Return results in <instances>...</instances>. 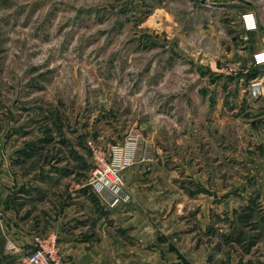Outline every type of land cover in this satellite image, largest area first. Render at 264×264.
I'll return each instance as SVG.
<instances>
[{"label":"rangeland","instance_id":"1","mask_svg":"<svg viewBox=\"0 0 264 264\" xmlns=\"http://www.w3.org/2000/svg\"><path fill=\"white\" fill-rule=\"evenodd\" d=\"M254 11L264 29V0H0V130H7L5 145L49 146L38 161L74 157L75 178L98 194L109 190L111 206L132 200L122 171L126 166L120 172L119 194L108 188L97 191L89 176L97 154L121 165L111 151L126 138L131 146L125 147L124 162L131 155L133 164L136 152H141L149 176L184 181L187 177L177 167L183 169L185 160H202L203 176L210 181L215 171L224 179L240 172L250 177V167L241 168L227 158L240 143H252L248 133L240 138L232 133L227 127L232 123L225 126V146L218 154V135L198 130L187 140L184 122H176L170 133L165 131L160 155L154 151L158 136L153 137V120L158 112H210L204 103L217 99L213 81L246 68L236 63L238 56L258 73L248 50L249 31L258 27ZM211 67L221 73L206 74ZM186 98H192V105L185 104ZM14 120L17 126L8 127ZM207 136L208 142L203 139ZM158 163H164L160 170L153 168ZM231 187L178 181L161 189L177 193L173 209L179 219L198 225L201 208L199 216L206 213L211 222L218 217L217 203L229 202ZM195 200L202 202L197 206ZM208 238L202 241L211 246L216 237ZM55 251L59 264H67L57 246Z\"/></svg>","mask_w":264,"mask_h":264},{"label":"crops","instance_id":"2","mask_svg":"<svg viewBox=\"0 0 264 264\" xmlns=\"http://www.w3.org/2000/svg\"><path fill=\"white\" fill-rule=\"evenodd\" d=\"M254 14L258 27L249 31L248 50L251 60L254 56L258 73L250 69L246 58L238 56L236 63L246 68L238 75L222 74L213 81L212 85L217 84V99H209L214 101H210L212 106L208 99L204 103H208L210 112L188 109L183 116L158 112L153 120V137L159 139L156 138L154 151L160 155L165 149V131L170 133L178 126L176 122L179 126L184 122L187 140L197 136L198 130L201 135L203 131L218 135V154L225 146V126L232 123L227 125L232 133L239 138L248 133L252 143H240L236 153L227 158L241 168L250 167V177L240 172L224 179L215 171L210 181L203 176L202 160H185L183 169L177 167L185 173L184 181L149 176L150 173L144 174L145 156L136 152L134 163L122 170L132 200L111 206L109 190L98 194L75 178L78 169L74 157L70 161H38L49 146L27 145L28 142L5 145L2 137L7 130H0V264H28L26 257L38 241L54 242L67 264H264V93L253 98L247 86L256 76H263L264 81V29L260 30L262 21L255 11ZM207 71L206 74L221 73L214 67ZM185 101L192 105V98ZM15 120L8 122V127L17 126ZM12 136L15 134L7 138ZM209 138L203 139L208 142ZM128 143L126 138L119 145L126 149ZM194 150L191 148L190 152ZM18 156L20 159L15 161ZM221 157L225 159L224 154ZM163 164H154L153 168L159 166L160 170ZM209 166L216 168L212 162ZM178 181L200 186L230 185L232 198L227 204L217 203V220L211 222L206 213L199 216L201 208L197 213L199 224L186 223L173 209L177 193L161 189L162 185L175 186ZM235 186L249 187L241 191L243 187L236 190ZM219 191L218 187V194ZM195 201L197 206L202 202ZM211 235L216 240L208 246L202 238L206 241Z\"/></svg>","mask_w":264,"mask_h":264},{"label":"built area","instance_id":"3","mask_svg":"<svg viewBox=\"0 0 264 264\" xmlns=\"http://www.w3.org/2000/svg\"><path fill=\"white\" fill-rule=\"evenodd\" d=\"M264 93V84L263 80L259 77H255L250 80L249 83V94L253 98H258ZM126 146H131L127 144ZM126 150L124 147L119 144L113 146L111 154L115 157V160L118 161L121 165L115 163L107 162L104 155H96V164H94L90 176L89 182L94 186L97 191H102L105 188H108L115 192L116 194L120 193L121 185L123 184L120 172L122 168L131 163V155H125L129 157L124 162V156ZM126 157V158H127ZM128 196H125L124 199H127ZM119 196L113 201L115 205L119 201ZM56 244L54 242H43L38 241L33 252L27 255L28 264H52L53 261L55 264H59L58 258H56L55 248Z\"/></svg>","mask_w":264,"mask_h":264}]
</instances>
